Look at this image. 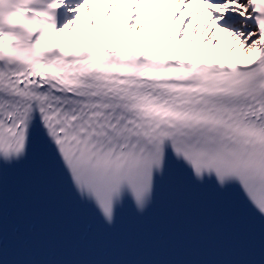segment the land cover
Listing matches in <instances>:
<instances>
[{"label":"snow or ice","instance_id":"obj_1","mask_svg":"<svg viewBox=\"0 0 264 264\" xmlns=\"http://www.w3.org/2000/svg\"><path fill=\"white\" fill-rule=\"evenodd\" d=\"M43 3L0 0V180L42 147L109 226L177 175L264 218V0Z\"/></svg>","mask_w":264,"mask_h":264},{"label":"bare ground","instance_id":"obj_2","mask_svg":"<svg viewBox=\"0 0 264 264\" xmlns=\"http://www.w3.org/2000/svg\"><path fill=\"white\" fill-rule=\"evenodd\" d=\"M82 2V0H66V3H65V9H66V16H65V23H64V25L68 22V21H70V20H72L73 18H74V16H75V12H73V11H70V9L71 8H73V7H75V6H77L79 3H81ZM181 10H183V9H181ZM178 15H179V13H177ZM133 19H134V17H133ZM188 20H190V17L189 18H187L186 20H185V24H187V22H188ZM229 20L231 21L232 20V18L231 17H229ZM63 25V26H64ZM62 26V27H63ZM227 26L228 27H231V23H228L227 24ZM61 27V28H62ZM60 29V28H59ZM58 29V30H59ZM77 32H79V30H77ZM182 32H183V28H182V30H181V35L178 37V38H182ZM206 42V41H205ZM215 43V42H214Z\"/></svg>","mask_w":264,"mask_h":264},{"label":"clouds","instance_id":"obj_3","mask_svg":"<svg viewBox=\"0 0 264 264\" xmlns=\"http://www.w3.org/2000/svg\"><path fill=\"white\" fill-rule=\"evenodd\" d=\"M21 6H22V7H26L27 5H21ZM4 7H5V9L7 10L8 6L5 5ZM23 22H24L23 15H20V16H17V17H14V18H13V23H15V24H17V25L22 24ZM15 30H16V31H20V29H15ZM20 43H22V41H21ZM0 44H3V46H4L5 48H7V47H8V44H9V41H8V40L0 41Z\"/></svg>","mask_w":264,"mask_h":264},{"label":"rangeland","instance_id":"obj_4","mask_svg":"<svg viewBox=\"0 0 264 264\" xmlns=\"http://www.w3.org/2000/svg\"><path fill=\"white\" fill-rule=\"evenodd\" d=\"M168 10H169L168 8L165 9V15H167ZM176 15L179 16L177 13H176ZM181 30H182V28H181Z\"/></svg>","mask_w":264,"mask_h":264}]
</instances>
